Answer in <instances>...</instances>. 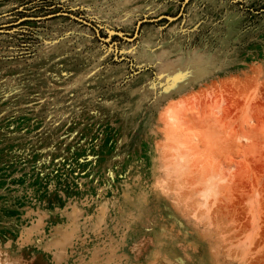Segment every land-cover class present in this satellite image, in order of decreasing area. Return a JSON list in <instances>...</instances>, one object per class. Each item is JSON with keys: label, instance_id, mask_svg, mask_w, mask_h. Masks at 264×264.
Returning a JSON list of instances; mask_svg holds the SVG:
<instances>
[{"label": "rangeland", "instance_id": "obj_1", "mask_svg": "<svg viewBox=\"0 0 264 264\" xmlns=\"http://www.w3.org/2000/svg\"><path fill=\"white\" fill-rule=\"evenodd\" d=\"M46 262L264 264V0H0V264Z\"/></svg>", "mask_w": 264, "mask_h": 264}, {"label": "bare ground", "instance_id": "obj_2", "mask_svg": "<svg viewBox=\"0 0 264 264\" xmlns=\"http://www.w3.org/2000/svg\"><path fill=\"white\" fill-rule=\"evenodd\" d=\"M72 222H73V221H72ZM65 230H66V229H65ZM57 232H58V231H57ZM60 232H61V231H60ZM67 235H70V234H67ZM69 237H70V236H69ZM64 238H67V237H64ZM61 240H62V238H61ZM63 240H64V239H63ZM67 240H68V239H67ZM67 240H66V241H67ZM59 241H60V240L56 241V245H55V247L58 245V243H60ZM62 242H65V240L62 241ZM59 248H60V246H59ZM98 252H99V251H96L95 253H98ZM60 254H61L60 251H59L58 253H56L57 256H59ZM97 256H98V255H97ZM97 256H96V257H97ZM93 258H94V257H93ZM93 258H92V259H93ZM41 261H43V258H41ZM90 261H91V260H90ZM16 262H17V261H16ZM45 264H48V262H46Z\"/></svg>", "mask_w": 264, "mask_h": 264}]
</instances>
